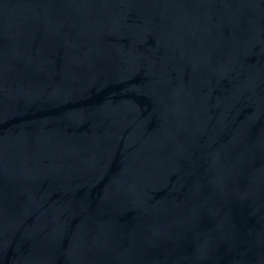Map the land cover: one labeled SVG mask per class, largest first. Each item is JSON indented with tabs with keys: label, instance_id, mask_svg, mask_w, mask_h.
<instances>
[{
	"label": "water",
	"instance_id": "95a60500",
	"mask_svg": "<svg viewBox=\"0 0 264 264\" xmlns=\"http://www.w3.org/2000/svg\"><path fill=\"white\" fill-rule=\"evenodd\" d=\"M0 264H264V0H0Z\"/></svg>",
	"mask_w": 264,
	"mask_h": 264
}]
</instances>
